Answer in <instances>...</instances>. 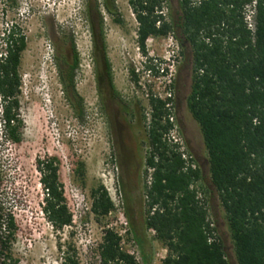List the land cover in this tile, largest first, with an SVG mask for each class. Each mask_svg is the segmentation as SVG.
Listing matches in <instances>:
<instances>
[{"label":"rangeland","instance_id":"374dc122","mask_svg":"<svg viewBox=\"0 0 264 264\" xmlns=\"http://www.w3.org/2000/svg\"><path fill=\"white\" fill-rule=\"evenodd\" d=\"M162 5L163 14L170 16L177 0H162ZM12 24L22 33L25 46L18 67L19 142L5 141L0 135V221L5 224L10 216L13 223L7 253L16 264H60L61 251L67 250L74 251L78 264H96V245L106 227L122 236L129 232L120 244L136 252L141 264H160L158 258L166 252L143 227L142 185L148 149L147 99L163 100L164 82L147 75L143 66L162 63L161 44L169 43V36L176 41L173 34L146 38L142 55L128 0H0V36ZM74 54L72 92L59 78ZM170 79L167 115L186 156L200 172L199 184L206 187V153L185 105L189 53L181 55L180 47ZM45 159L54 160L71 214L70 225L60 230L41 211L43 191L36 162ZM98 185L113 203L104 218H95L90 211V192ZM207 202L226 258L234 264L222 211L213 194H208ZM132 231L140 236L141 245Z\"/></svg>","mask_w":264,"mask_h":264},{"label":"trees","instance_id":"16d2710c","mask_svg":"<svg viewBox=\"0 0 264 264\" xmlns=\"http://www.w3.org/2000/svg\"><path fill=\"white\" fill-rule=\"evenodd\" d=\"M251 1L202 0L193 5L190 0H177L175 13L166 16L162 0H128L142 55L146 38L168 33L178 42L181 55L189 53L185 105L198 126L207 161V184L203 187L198 168L186 165L175 144L165 138L171 127L164 107L169 99L150 96L143 227L152 230V239L165 249L160 264H229L223 243L210 225L208 194L214 195L222 211L234 264H264V0H254L253 31L246 27L242 13ZM0 39L5 51L0 53V135L17 143L21 126L18 67L25 43L13 24L4 29ZM103 48L100 43L99 53L108 75ZM76 66L74 54L66 74L59 78L72 92ZM143 67L151 75L157 72L149 63ZM131 74L136 81L132 70ZM36 168L43 191L41 211L48 223L60 230L70 225L71 214L57 181L54 160H37ZM90 197L95 218H104L113 209L102 185L91 190ZM12 229L10 216L5 224L0 221V264H16L6 245ZM128 233L125 230L123 236ZM123 236L102 229L95 249L96 264H136L120 244ZM132 237L141 245L135 231ZM60 264H78L74 251L62 250Z\"/></svg>","mask_w":264,"mask_h":264},{"label":"built area","instance_id":"2783aa9c","mask_svg":"<svg viewBox=\"0 0 264 264\" xmlns=\"http://www.w3.org/2000/svg\"><path fill=\"white\" fill-rule=\"evenodd\" d=\"M201 1L202 0H190V3L195 5V4L200 3ZM254 3H255L254 0H252L249 4H246L243 7V12H242L243 13V20L246 24V27L250 31H253V28H254V24H253ZM7 28H5V29H7ZM166 43L167 44H165V42L161 44V47L163 48V54L161 56L163 59L162 63L160 64L159 62H156V64L153 65V67L155 69H157V72L155 75L157 77L161 78L162 82H164V85L162 86L163 93L165 95L164 99H166V98L169 99V97H170L169 82L171 80L170 78L172 76L173 66L179 58V46L175 40H173V39L171 40V36H169V43L168 42H166ZM2 45L3 46H1V48H0V53L2 52V55H4L5 51L3 52V49H4L3 42H2ZM144 72H146L147 75L151 74L147 70ZM164 107L167 109L168 101L164 104ZM167 119L171 123V127L168 130L167 134L165 135L166 140L172 144H175V149L180 153L181 157L185 160L186 165H188L191 168H195V166L191 162L190 158L188 156H186L185 151L183 150V147H182V144H181L179 138L176 137L175 134L173 133L175 127L172 124V118H170V116L167 115ZM210 220H211V218H210ZM210 225L214 226L212 220H211ZM148 230L153 234L152 230H150V229H148ZM128 253L133 255L136 264H141L140 258L136 252H134V253L128 252ZM163 257L164 256H161L158 258L159 259L158 263L161 262Z\"/></svg>","mask_w":264,"mask_h":264}]
</instances>
